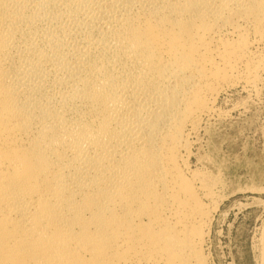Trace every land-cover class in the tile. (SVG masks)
<instances>
[{"label":"bare ground","instance_id":"1","mask_svg":"<svg viewBox=\"0 0 264 264\" xmlns=\"http://www.w3.org/2000/svg\"><path fill=\"white\" fill-rule=\"evenodd\" d=\"M263 76L264 0H0V264H209L190 138Z\"/></svg>","mask_w":264,"mask_h":264},{"label":"rangeland","instance_id":"2","mask_svg":"<svg viewBox=\"0 0 264 264\" xmlns=\"http://www.w3.org/2000/svg\"><path fill=\"white\" fill-rule=\"evenodd\" d=\"M261 83L257 93L224 90L215 114L190 138V168L201 175L214 207L209 264H264V76Z\"/></svg>","mask_w":264,"mask_h":264}]
</instances>
